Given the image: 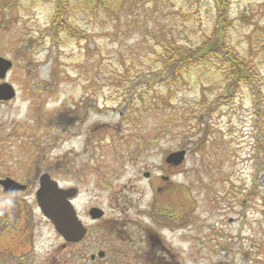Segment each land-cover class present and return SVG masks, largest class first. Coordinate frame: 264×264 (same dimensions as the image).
<instances>
[{
	"label": "rangeland",
	"instance_id": "rangeland-1",
	"mask_svg": "<svg viewBox=\"0 0 264 264\" xmlns=\"http://www.w3.org/2000/svg\"><path fill=\"white\" fill-rule=\"evenodd\" d=\"M118 1L105 11L69 0V30L51 28L53 0H18L2 16L0 6V57L13 63L3 81L15 90L0 101V179L27 186L12 198L0 187V264H82L89 253L40 213L41 174L77 189L72 204L94 236L89 208L147 214L166 186L163 157L181 149L160 195L189 203L190 240L175 236V252L185 249L184 264H264V0H226L224 39L258 91L231 99L213 57L160 73L166 44L195 48L210 34L212 0Z\"/></svg>",
	"mask_w": 264,
	"mask_h": 264
},
{
	"label": "flooded vegetation",
	"instance_id": "flooded-vegetation-1",
	"mask_svg": "<svg viewBox=\"0 0 264 264\" xmlns=\"http://www.w3.org/2000/svg\"><path fill=\"white\" fill-rule=\"evenodd\" d=\"M165 157L161 165L163 174L159 177L166 186L155 190L158 194L151 199L150 212L141 217H104V212L100 217H92L88 210V221L94 224L93 228H101L99 234L91 236L94 229L78 217L85 235L75 242L60 235L65 244L85 245L89 249L82 264H184L185 249L177 248L175 252L174 240L175 236L180 244L190 240V207L185 192V199L177 203L166 202L162 197V189L172 184L170 179L179 173L180 167L167 164ZM146 173L145 177L151 178V173ZM182 254L183 260H178Z\"/></svg>",
	"mask_w": 264,
	"mask_h": 264
},
{
	"label": "trees",
	"instance_id": "trees-1",
	"mask_svg": "<svg viewBox=\"0 0 264 264\" xmlns=\"http://www.w3.org/2000/svg\"><path fill=\"white\" fill-rule=\"evenodd\" d=\"M55 5L54 15L51 19V28L56 25L63 26L69 30L67 12L69 0H53ZM215 16L210 34L203 42L195 48L179 47L175 43H168L163 47L165 51L161 57V74L169 79L179 77L180 71L186 70L188 66L196 65L208 57L218 59L222 65L224 75L223 97L231 99L235 90L241 86L256 88L253 69L239 54L228 45L224 36L230 25L229 9L226 0H212ZM17 5L18 0H0L1 16L3 9L9 5ZM85 9L101 8L105 11L118 6V0H83ZM63 29V28H62ZM257 89L254 94L257 96ZM199 141V140H198Z\"/></svg>",
	"mask_w": 264,
	"mask_h": 264
},
{
	"label": "water",
	"instance_id": "water-1",
	"mask_svg": "<svg viewBox=\"0 0 264 264\" xmlns=\"http://www.w3.org/2000/svg\"><path fill=\"white\" fill-rule=\"evenodd\" d=\"M13 66L12 61L0 57V80L6 78L7 73ZM15 96L14 88L6 81L0 83V101H9ZM186 155L184 149L171 152L165 161L167 164L179 166ZM146 175V174H145ZM0 186L3 193L11 197L17 191H24L26 186L14 181L11 178L0 179ZM77 193L73 187L62 188L47 173H43L38 178V189L35 192V200L42 215L47 218L55 230L64 240L75 242L85 235V228L78 219L71 199ZM89 214L92 217H100L103 212L98 208H91Z\"/></svg>",
	"mask_w": 264,
	"mask_h": 264
}]
</instances>
